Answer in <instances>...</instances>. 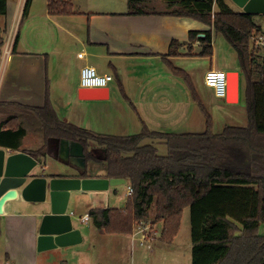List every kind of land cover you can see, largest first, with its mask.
I'll use <instances>...</instances> for the list:
<instances>
[{
    "label": "crops",
    "instance_id": "obj_1",
    "mask_svg": "<svg viewBox=\"0 0 264 264\" xmlns=\"http://www.w3.org/2000/svg\"><path fill=\"white\" fill-rule=\"evenodd\" d=\"M71 1L73 13L52 14L48 0H26V14L17 29L15 46L13 43L7 55V38L17 25L15 21L22 17L24 2L8 0L7 13L0 16V101L42 107L48 97L62 120L98 134H137L144 122L150 129L163 132H202L206 117L193 97L189 77L212 117L214 129V113L206 103L211 102L208 91L214 90H207L211 87L205 77L203 86L198 80L203 81L209 69L225 70L218 66L228 65L226 71H239L240 84L242 81L239 60L232 57L222 33L191 17L129 13L128 0L119 5L113 0ZM225 1L238 11L232 0ZM258 16L261 22L257 23L264 25V14H255L254 19ZM209 31L211 42L207 43L202 38ZM173 40L179 42L176 53H170ZM206 44L212 48L211 55L202 53ZM81 52L83 57L78 55ZM85 65L113 74L112 82L117 85L114 89L108 86L107 98H79ZM241 98L240 88L239 101ZM223 99L229 109L237 104ZM29 133L41 135L29 130L25 137ZM24 138L19 150L8 153L31 154L45 143L42 136L41 145L27 149L23 148ZM49 144L51 147L52 141ZM51 152L48 150L41 162L46 174H75L73 168L67 170L63 164L54 163ZM49 168L53 169L49 172ZM98 175L102 174L94 177ZM125 184L130 185L128 181ZM121 185L104 191L76 192L68 212L81 229L82 239L57 247L39 239L47 211L44 206L21 197L6 200L0 209V264H151L154 256H166L169 249L163 245L169 243L161 237L156 246L154 242L151 247L141 243L138 222L132 232H107L91 214L95 208H125L130 194L127 187L120 195ZM87 214L89 219L83 221L81 217ZM146 253L150 257H145Z\"/></svg>",
    "mask_w": 264,
    "mask_h": 264
},
{
    "label": "trees",
    "instance_id": "obj_2",
    "mask_svg": "<svg viewBox=\"0 0 264 264\" xmlns=\"http://www.w3.org/2000/svg\"><path fill=\"white\" fill-rule=\"evenodd\" d=\"M166 2L165 10H149L142 0H128V12L191 17L222 33L236 50L245 77L246 125H227L215 132L210 113L187 77L206 117L202 132H163L144 122L137 134H98L62 120L47 97L42 107L0 101V145L19 150L27 132L37 131L45 143L31 154L43 162L50 139L79 141L86 152L83 176L94 177L96 165L104 164L105 172L98 176L125 178L133 187L125 208L91 210L107 232H132L137 222L149 220L155 205L154 221L163 223L161 240L171 243L185 207H190L192 264H264V54L251 48L252 34L263 27L254 15L232 10L225 0H216L215 6L214 0ZM48 8L52 14L74 12L71 0H48ZM7 9L8 0H0V16ZM202 40L210 43L211 32ZM178 44L173 40L170 53H176ZM202 53L211 55V46L206 44ZM151 138L167 145L165 155L154 143H144ZM93 140L106 149L102 157Z\"/></svg>",
    "mask_w": 264,
    "mask_h": 264
},
{
    "label": "water",
    "instance_id": "obj_3",
    "mask_svg": "<svg viewBox=\"0 0 264 264\" xmlns=\"http://www.w3.org/2000/svg\"><path fill=\"white\" fill-rule=\"evenodd\" d=\"M247 14H264V0H232ZM240 72H228L229 103L240 100ZM80 99H105L109 87L79 88ZM58 149V162L73 168L75 174H46L41 161L30 153L17 151L8 153L0 148V209L8 199L23 198L46 208L39 228L40 240L57 247L82 239L81 229L75 226L72 214L68 212L70 201L78 191H104L110 186L125 184L121 177H86V152L83 143L67 138H52ZM50 145V144H49ZM51 147L49 146V150ZM104 153L106 149L103 148Z\"/></svg>",
    "mask_w": 264,
    "mask_h": 264
},
{
    "label": "rangeland",
    "instance_id": "obj_4",
    "mask_svg": "<svg viewBox=\"0 0 264 264\" xmlns=\"http://www.w3.org/2000/svg\"><path fill=\"white\" fill-rule=\"evenodd\" d=\"M80 1V0H79ZM115 4L119 5V4H124L126 3V0H113ZM82 4V3H81ZM145 5L146 9L149 10H165L167 9V2L166 0H142V6ZM235 6V5H234ZM235 10L241 11L240 7H238L237 5L234 8ZM21 16L19 19H17L15 22H17L16 27L13 26V28H16V32L17 29L19 27V22H20ZM256 22L260 23L261 19L260 17H256L255 18ZM264 22V20H263ZM257 23V24H258ZM15 24V23H14ZM264 24V23H263ZM259 25V24H258ZM264 28V25H260ZM14 33L10 31L9 36L11 35L12 38L14 37ZM8 36V38H9ZM220 37H222L221 35H219ZM7 38V40H8ZM222 41H225L228 45V47L231 50V55L232 57L235 59H237L238 61V55L236 50L229 44L228 41H226L223 37H222ZM224 44V43H223ZM4 64V63H3ZM218 68H224L225 70L229 69L228 65L225 66H218ZM204 77L203 76V81L202 79L198 80L200 85L203 86L204 83ZM81 78V76H80ZM80 83H81V79H80ZM81 85V84H80ZM109 87L114 89L116 82H109ZM245 86H246V82H245V77L242 74V81H241V91H242V98L241 101H239V103H237L236 105L230 107H226L224 105V99L222 97H216L214 92H213V88H207V90H212L213 93H211L210 91V101L211 102H206L208 107L210 108V110L212 111V113H214V118H215V125H214V131L219 132L221 129H223L224 126L226 125H246L247 124V115H246V101H245ZM223 101V102H222ZM216 107L213 108L212 106ZM225 114H229L230 116H226ZM204 130V129H203ZM24 145L23 148H33L36 146L41 145L43 138L41 135L36 134V133H29L25 138H24ZM159 139H146L144 141V143H154L157 148H158V152L161 155H165L167 153V145L165 143L159 142ZM92 142L95 143V141L93 140ZM93 148L96 149V154L99 157H102L104 155V151H103V147L101 146H94ZM51 156L54 157V163H58V149L55 145V140L52 141V145H51ZM57 158V159H56ZM62 165V164H61ZM97 166V172H93V173H100V174H104L105 171V165L104 164H98ZM64 167L69 170L71 169L70 167H67L66 164L64 165ZM51 169L53 168H49L48 171L50 172ZM128 187L127 184H123L120 186L121 191H120V195H123V190H125ZM150 216H149V220L147 221L151 222L154 221V217H155V205H152V207L150 208ZM156 225L155 230H157V234L155 235V239H154V244L159 245L160 243L158 242L160 239V235H161V229H163V223L161 222H156L154 221V224ZM260 232L264 234V225L261 226L260 228ZM175 242H171L169 244H164L163 246L168 247L169 251L167 252L166 256H162V257H157L154 256L153 257V261L151 262V264H192V227H191V208L190 207H185L184 212H183V216H182V220H181V225H180V230L177 234V236L174 238ZM173 240V241H174ZM145 250V248L147 247H143ZM170 248H172L173 250L170 251ZM157 249V248H156ZM150 250V249H149ZM147 253L149 252L148 249L145 250ZM145 254L144 256H148V254ZM150 257V256H148Z\"/></svg>",
    "mask_w": 264,
    "mask_h": 264
},
{
    "label": "built area",
    "instance_id": "obj_5",
    "mask_svg": "<svg viewBox=\"0 0 264 264\" xmlns=\"http://www.w3.org/2000/svg\"><path fill=\"white\" fill-rule=\"evenodd\" d=\"M23 2V7L21 11L23 12L26 0H21ZM216 0H214L215 6ZM16 27V26H15ZM12 28L14 37L10 35L5 46V53L8 55L12 50V46L16 37V28ZM251 48L255 53L264 54V28L261 31H255L251 36ZM79 57H83V52L78 54ZM81 86L84 87H108L109 82L114 79L111 73H100L94 66L85 65L81 69ZM205 83L214 89L215 94L218 97L226 98L228 93V72L223 69L211 68L205 74ZM3 147L0 145V148ZM7 152H12L11 148L4 147ZM133 192V187L128 186V194ZM83 221L89 219V215H83L81 217ZM153 222H138L137 233L140 235V241L142 244L151 247L155 235L158 233L155 230L156 225ZM162 232V230H161Z\"/></svg>",
    "mask_w": 264,
    "mask_h": 264
}]
</instances>
